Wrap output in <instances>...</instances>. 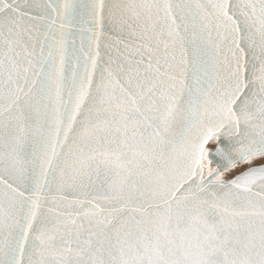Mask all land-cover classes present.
<instances>
[{"label": "snow or ice", "instance_id": "6c2138e0", "mask_svg": "<svg viewBox=\"0 0 264 264\" xmlns=\"http://www.w3.org/2000/svg\"><path fill=\"white\" fill-rule=\"evenodd\" d=\"M0 264H264V0H0Z\"/></svg>", "mask_w": 264, "mask_h": 264}]
</instances>
